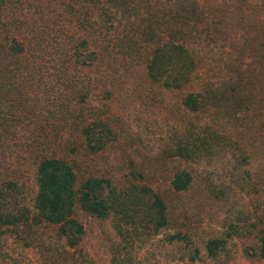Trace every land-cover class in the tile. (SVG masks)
<instances>
[{
	"label": "trees",
	"instance_id": "1",
	"mask_svg": "<svg viewBox=\"0 0 264 264\" xmlns=\"http://www.w3.org/2000/svg\"><path fill=\"white\" fill-rule=\"evenodd\" d=\"M127 86H154V108L184 116L162 125L154 160L229 153L238 169L264 156V0H0V264H96L77 209L109 222L105 264L227 252L231 232L201 254L180 226L172 201L192 187L190 169L161 190L141 171L120 184L78 166L119 139L110 108Z\"/></svg>",
	"mask_w": 264,
	"mask_h": 264
},
{
	"label": "rangeland",
	"instance_id": "2",
	"mask_svg": "<svg viewBox=\"0 0 264 264\" xmlns=\"http://www.w3.org/2000/svg\"><path fill=\"white\" fill-rule=\"evenodd\" d=\"M247 66H254L250 58L243 68ZM127 88L117 94V103L113 102L110 108L119 139L98 154H80L77 160L81 170H94L120 184L133 178L132 171H141V183L166 190L175 169H190L194 177L192 187L182 194H174L172 201L177 203L175 214L183 222L180 226L192 234L201 254L207 238L232 234L220 261L197 264H264V259L256 255L258 230L264 227V156L251 158L249 164L240 165L238 169L229 153L187 163L168 158L154 160L163 126L180 121L184 116L179 108H154V86L149 94H145L148 90L143 87ZM256 94L258 97L259 92ZM165 95L174 103L179 97L177 93ZM256 107L264 113V99ZM75 216L85 228L83 251L89 253L96 264H105L111 236L109 222L79 209Z\"/></svg>",
	"mask_w": 264,
	"mask_h": 264
}]
</instances>
